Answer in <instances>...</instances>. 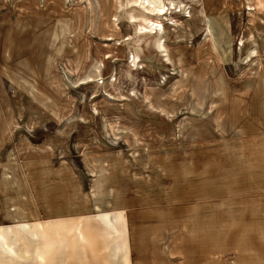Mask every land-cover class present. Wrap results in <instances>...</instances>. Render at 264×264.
I'll return each instance as SVG.
<instances>
[{
	"label": "rangeland",
	"instance_id": "374dc122",
	"mask_svg": "<svg viewBox=\"0 0 264 264\" xmlns=\"http://www.w3.org/2000/svg\"><path fill=\"white\" fill-rule=\"evenodd\" d=\"M146 1L0 0V264H264V0Z\"/></svg>",
	"mask_w": 264,
	"mask_h": 264
},
{
	"label": "bare ground",
	"instance_id": "6f19581e",
	"mask_svg": "<svg viewBox=\"0 0 264 264\" xmlns=\"http://www.w3.org/2000/svg\"><path fill=\"white\" fill-rule=\"evenodd\" d=\"M146 3H149V4H154L153 3V1L152 0H147L146 1ZM142 4H144V2L142 3ZM156 7V9L154 10V12H155V16H161V15H163L165 12H164V9L163 8H161V7H158V6H155ZM166 11V10H165ZM151 23V22H150ZM151 26H154V28H150V29H148L147 28V26H145L144 25V29H146V31L147 32H153L156 36L158 35V32L161 30V29H163V25L160 23V22H152L151 23ZM157 38V37H156ZM156 42H157V46L159 47V48H163V44L160 42V39L159 38H157L156 39ZM155 42V43H156Z\"/></svg>",
	"mask_w": 264,
	"mask_h": 264
}]
</instances>
